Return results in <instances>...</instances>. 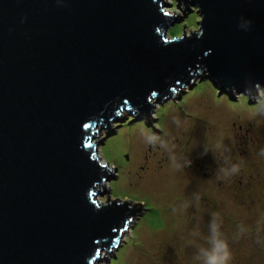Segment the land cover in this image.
Masks as SVG:
<instances>
[{
    "label": "water",
    "instance_id": "water-1",
    "mask_svg": "<svg viewBox=\"0 0 264 264\" xmlns=\"http://www.w3.org/2000/svg\"><path fill=\"white\" fill-rule=\"evenodd\" d=\"M198 78L264 90V0H0V264L118 249L148 209L110 199L96 139L122 110L158 132Z\"/></svg>",
    "mask_w": 264,
    "mask_h": 264
},
{
    "label": "rangeland",
    "instance_id": "rangeland-1",
    "mask_svg": "<svg viewBox=\"0 0 264 264\" xmlns=\"http://www.w3.org/2000/svg\"><path fill=\"white\" fill-rule=\"evenodd\" d=\"M151 113L156 133L123 111L96 139L110 199L148 209L100 264H201L212 214L229 264H264V90L236 98L198 78Z\"/></svg>",
    "mask_w": 264,
    "mask_h": 264
},
{
    "label": "clouds",
    "instance_id": "clouds-1",
    "mask_svg": "<svg viewBox=\"0 0 264 264\" xmlns=\"http://www.w3.org/2000/svg\"><path fill=\"white\" fill-rule=\"evenodd\" d=\"M123 111L126 110H122L120 113ZM119 119L121 118L119 117ZM237 170L238 169L236 167H233L231 172L234 173ZM196 199L198 200L199 197L197 196ZM217 220V216L212 214L211 221L208 225L206 246H202L198 249L197 259L201 261V264H229L232 259V251L229 240L221 231V226ZM240 230L243 232L244 228L241 226Z\"/></svg>",
    "mask_w": 264,
    "mask_h": 264
},
{
    "label": "bare ground",
    "instance_id": "bare-ground-1",
    "mask_svg": "<svg viewBox=\"0 0 264 264\" xmlns=\"http://www.w3.org/2000/svg\"><path fill=\"white\" fill-rule=\"evenodd\" d=\"M227 93V92H226ZM110 130H111V128H110Z\"/></svg>",
    "mask_w": 264,
    "mask_h": 264
}]
</instances>
